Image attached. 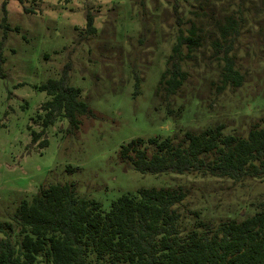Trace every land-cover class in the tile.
<instances>
[{
    "label": "rangeland",
    "instance_id": "1",
    "mask_svg": "<svg viewBox=\"0 0 264 264\" xmlns=\"http://www.w3.org/2000/svg\"><path fill=\"white\" fill-rule=\"evenodd\" d=\"M191 27L198 44L181 49L184 80L161 96L166 59ZM63 75L90 111L77 128L64 116L44 125L51 97L39 87ZM219 124L238 137L264 131V0H0V220L65 182L106 210L122 194L179 185L186 208L212 222L264 212L258 161L233 180L142 173L120 158L133 138Z\"/></svg>",
    "mask_w": 264,
    "mask_h": 264
},
{
    "label": "trees",
    "instance_id": "2",
    "mask_svg": "<svg viewBox=\"0 0 264 264\" xmlns=\"http://www.w3.org/2000/svg\"><path fill=\"white\" fill-rule=\"evenodd\" d=\"M5 2L3 3L4 9ZM6 18L4 9V19ZM91 30L94 27L89 19ZM196 28L179 31L170 64L161 72L156 93L167 97L181 86V49L198 44ZM227 75L238 80L227 66ZM51 97L43 103L44 125L56 116L77 128L90 114L80 90L63 75L39 87ZM223 125L185 129L165 137H136L123 144L120 158L142 173H174L240 180L264 166V131L246 137L224 132ZM39 132H32L35 141ZM46 145V140L39 143ZM182 186L139 189L122 194L103 209L80 196L73 183H51L23 200L9 220H0V264H264V212L240 221L212 222L184 205ZM15 230L17 239L12 240Z\"/></svg>",
    "mask_w": 264,
    "mask_h": 264
}]
</instances>
